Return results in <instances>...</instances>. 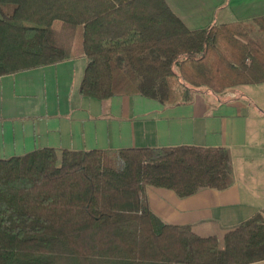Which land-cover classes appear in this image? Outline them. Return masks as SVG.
<instances>
[{
    "label": "trees",
    "instance_id": "obj_1",
    "mask_svg": "<svg viewBox=\"0 0 264 264\" xmlns=\"http://www.w3.org/2000/svg\"><path fill=\"white\" fill-rule=\"evenodd\" d=\"M254 22L264 31V16ZM234 25L188 29L164 0H0V76L85 56L80 95L137 93L180 103L193 92L221 98L231 88L244 97L236 85L264 82V42ZM218 37L240 58L210 59ZM187 62L198 74L183 75ZM172 77L184 79L183 101ZM232 183L231 153L223 146L40 147L0 158V264L263 260L264 210L228 230L220 244L215 235L162 221L146 193L156 186L186 197Z\"/></svg>",
    "mask_w": 264,
    "mask_h": 264
},
{
    "label": "crops",
    "instance_id": "obj_2",
    "mask_svg": "<svg viewBox=\"0 0 264 264\" xmlns=\"http://www.w3.org/2000/svg\"><path fill=\"white\" fill-rule=\"evenodd\" d=\"M164 1L191 30L256 24L254 19L264 16V0ZM86 63L85 56H78L0 76V158L40 147L223 146L231 153L229 187L179 197L171 189L147 186L151 210L164 222L189 225L199 236L215 235L220 244L228 230L264 210V167L255 157L264 148V106L240 88L244 97L233 91L227 100L194 92L190 101L180 103L137 93L84 96L78 87ZM247 264H264V259Z\"/></svg>",
    "mask_w": 264,
    "mask_h": 264
},
{
    "label": "rangeland",
    "instance_id": "obj_3",
    "mask_svg": "<svg viewBox=\"0 0 264 264\" xmlns=\"http://www.w3.org/2000/svg\"><path fill=\"white\" fill-rule=\"evenodd\" d=\"M237 33L243 34L259 43L264 42V31L260 30L256 24H236L232 27ZM241 52L232 44L225 42L222 38L218 37L216 41V47L209 54V58H222L226 61H235L237 58H240ZM119 70L124 72V65L118 63ZM179 70V69H178ZM181 71V69L179 70ZM197 68L194 63L187 62L184 65L183 75L187 77L188 74L196 75L198 74ZM184 79L182 77H172L170 78V85L176 90V99L178 101H183L184 94L186 89L184 87ZM227 81V80H226ZM235 88H240L242 92L246 93L254 103L264 106V83L260 84H241L236 85ZM204 89V88H203ZM232 89L226 88L224 91L219 93L221 98H226L232 96ZM194 93V92H193ZM192 93V94H193ZM261 135L264 142V127L261 130ZM255 157H258V163L261 167H264V148L260 147L259 150L255 152Z\"/></svg>",
    "mask_w": 264,
    "mask_h": 264
}]
</instances>
